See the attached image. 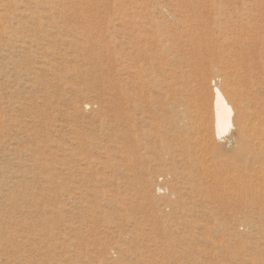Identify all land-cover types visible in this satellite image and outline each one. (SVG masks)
<instances>
[{
  "label": "rangeland",
  "instance_id": "obj_1",
  "mask_svg": "<svg viewBox=\"0 0 264 264\" xmlns=\"http://www.w3.org/2000/svg\"><path fill=\"white\" fill-rule=\"evenodd\" d=\"M52 1L0 0V264H264V149L213 109L264 122V0Z\"/></svg>",
  "mask_w": 264,
  "mask_h": 264
},
{
  "label": "bare ground",
  "instance_id": "obj_2",
  "mask_svg": "<svg viewBox=\"0 0 264 264\" xmlns=\"http://www.w3.org/2000/svg\"><path fill=\"white\" fill-rule=\"evenodd\" d=\"M34 3L38 5L40 3L41 5H50L53 4L52 0H32ZM37 19V18H36ZM40 23V22H39ZM151 25V24H150ZM39 30V29H38ZM156 35V34H155ZM154 38V37H153ZM154 41V40H153ZM157 43V42H156ZM163 46V45H161ZM163 48V47H162ZM196 49V48H195ZM155 55V54H154ZM147 56V55H146ZM145 56V57H146ZM144 58V57H143ZM160 61V60H159ZM166 61V60H165ZM160 64V63H159ZM138 69L141 77V84L142 89L149 87H154L156 84V78L159 77V72L162 73V71L155 67L154 64L151 63V61L148 58L143 59L138 64ZM175 65V64H174ZM160 66V65H159ZM178 68V67H177ZM178 70V69H177ZM182 70V69H181ZM134 76V75H133ZM138 76V75H137ZM131 77V74H130ZM164 79V78H163ZM170 80V79H168ZM190 81V80H189ZM138 84V83H137ZM174 84V83H173ZM180 84V83H179ZM191 85V84H190ZM172 87V86H171ZM177 87V86H176ZM191 87V86H189ZM235 89V88H234ZM159 89H157L158 91ZM164 90V89H163ZM116 103H115V109H116V122L118 126V132L120 133V138L123 136V129L125 124V115L124 110L128 109V111L134 110V107L132 103L135 102L134 99H136L135 93L127 92L125 93L123 90V87L121 84H117L116 86ZM142 91V90H141ZM167 91V90H166ZM175 91V90H174ZM179 91V90H178ZM180 92V91H179ZM182 92V91H181ZM232 92V90H231ZM174 93V92H173ZM142 94V93H141ZM230 93L225 94L219 87H217L214 91V113H215V130L217 133V137L221 138L223 135H226L227 133H230V131L236 126L239 133L243 136V138L247 135V133H250L248 136L245 137L244 141L242 142V145L240 147L241 149V155L244 161L247 163L249 161H253L254 163L259 161L263 154L264 149V122L262 119V114L259 115V117H256V120L251 122V125H246L242 120L244 117H242V113L235 107L233 99L229 96ZM141 96V95H140ZM200 102V101H199ZM193 104V103H192ZM191 104V105H192ZM183 106V105H182ZM193 107V106H192ZM186 108V107H185ZM194 108V107H193ZM142 109V108H141ZM187 109V108H186ZM139 111V110H138ZM193 112V111H192ZM179 113V111H177ZM247 113V112H246ZM252 113V112H251ZM140 116V115H139ZM143 116V115H142ZM209 118V117H208ZM243 118V119H242ZM192 119V118H191ZM250 119V118H249ZM200 121V120H199ZM132 120H128V124L131 125L129 129L132 128V131L129 132V136L131 137L134 135L133 125L131 124ZM194 122V120H193ZM209 122V121H208ZM193 124V123H192ZM248 124V123H247ZM250 124V123H249ZM200 125V124H199ZM207 124L205 123V126ZM212 125V121H211ZM210 125V126H211ZM198 126V125H197ZM208 126V125H207ZM206 126V128H207ZM158 128V127H157ZM169 132L173 129H180L181 128V121L180 119L169 121ZM195 128V126H194ZM191 132V128H189ZM208 130V129H207ZM235 130V129H234ZM177 131V130H176ZM193 131V130H192ZM198 130H196L197 132ZM133 132V133H132ZM204 131L202 130V133ZM196 134V133H194ZM193 134V137H194ZM203 136V135H202ZM206 134L204 133V137ZM238 136V134H237ZM124 137V136H123ZM203 137V139H204ZM157 138V137H156ZM206 139V138H205ZM123 140L122 144L129 143V141L126 138H122ZM185 140V139H184ZM188 140V139H187ZM200 140V139H198ZM234 140V139H233ZM201 141V140H200ZM255 141V142H253ZM120 143V142H119ZM177 143V142H176ZM198 143V142H197ZM240 143V142H239ZM207 144V143H205ZM195 146V145H194ZM118 147H121L118 145ZM184 151V150H183ZM200 152V151H199ZM263 154V155H262ZM188 156V155H187ZM186 160V159H185ZM264 160V159H263ZM243 161V160H242ZM244 163V162H243ZM250 163V162H249ZM248 163V164H249ZM258 163V162H257ZM260 164V163H259ZM238 165V164H237ZM251 166V164H250ZM261 169V168H260ZM262 171V170H261ZM221 173V172H220ZM186 175V174H185ZM190 175V174H189ZM187 176V175H186ZM186 178V177H185ZM186 180V179H185ZM189 180V179H188ZM187 180V181H188ZM184 182V181H183ZM193 183V182H192ZM249 188V187H248ZM240 189V188H239ZM254 189V188H253ZM255 190V189H254ZM186 191V190H185ZM252 191V190H251ZM250 191V193H251ZM263 191V190H262ZM261 192V191H260ZM189 194V192H188ZM261 195H258V197L253 196L250 200L252 202H259L258 198Z\"/></svg>",
  "mask_w": 264,
  "mask_h": 264
}]
</instances>
